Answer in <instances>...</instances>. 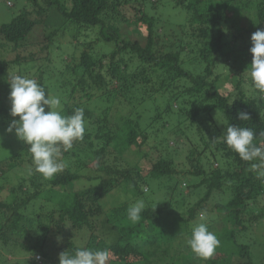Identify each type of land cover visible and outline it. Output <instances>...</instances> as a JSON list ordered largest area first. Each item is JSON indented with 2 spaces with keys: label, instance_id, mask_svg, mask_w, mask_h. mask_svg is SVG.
Masks as SVG:
<instances>
[{
  "label": "trees",
  "instance_id": "16d2710c",
  "mask_svg": "<svg viewBox=\"0 0 264 264\" xmlns=\"http://www.w3.org/2000/svg\"><path fill=\"white\" fill-rule=\"evenodd\" d=\"M27 1L12 20L0 24V130L8 128L14 119L10 115L11 102L5 101V94L2 95L3 86L11 77L9 69L36 58L34 53L26 56L21 52L28 47L35 48L38 44L42 50H47L46 55L54 51L59 36L64 34L71 41L64 42L65 46L60 41L56 46L59 48L62 44L57 62L63 64L49 69L59 70L64 80L61 114L71 115L76 108L84 110L88 126L85 124L83 141L88 145L80 149L74 141L72 149L61 157L63 171L52 179L43 183L30 178L31 185H39L40 189L26 198L9 201L0 197V239L5 243L12 239L18 244L24 239L23 220L33 202L35 206L41 203L36 219L41 227L35 231L41 242L26 245L24 249L30 254L39 252L42 264H59L62 252L74 254L81 247L108 250V264H264V256L258 257L254 249L262 242L261 237L254 236L253 244L247 240V231L257 224L264 225V179L257 178L250 170L255 161H243L230 149L225 150L227 160L217 167L201 161L210 148L222 154L220 151L226 147L213 141L223 133L213 114L215 110L224 113L227 125L251 128L257 134L264 130V94L254 88L246 71L252 62L251 36L258 29H264V0H169L173 9L180 10V15L188 16L182 27H189L191 36L197 40L196 50L187 53L163 46V49L158 48L156 17L142 10L139 11L142 16L133 22L147 26L146 42L132 39L113 22L115 17L110 13L120 8L121 0ZM7 5L12 6V1L8 0ZM229 10L248 14L249 25L241 27L239 35H234L231 28L226 31L217 25ZM40 20L43 22L39 23ZM36 25L43 26L39 43L19 46L29 40ZM94 27L99 28L98 34H94ZM93 35L97 37L94 41ZM228 36H232L233 41H228ZM13 46L18 47V51L14 59L8 60L6 55ZM97 46L101 50L96 52ZM77 50L80 51L78 56ZM49 60L52 59L49 57ZM65 71L70 72L68 77ZM18 72L21 75L20 68ZM42 82L41 74L39 84L43 86ZM227 82L232 83V88L226 93L222 88ZM5 87L8 90L4 92L10 94L9 82ZM238 111L247 112L251 119L240 120ZM178 113L184 121H176L171 128L174 137L164 139L169 141L165 145L163 129L170 126L171 115ZM183 123L187 125L184 129ZM187 129H192L193 133L188 134ZM175 137L180 140L178 146L190 149L182 160L178 159ZM262 142L264 137L254 140L257 146ZM28 147L22 144L5 160L6 165L0 163V195L5 190L10 194L17 191V186L11 185V175L16 167L32 164ZM144 147L158 150V156L151 158L148 168L138 163L130 165L125 155ZM149 152L150 149L144 153L146 158ZM231 155L236 165L230 167ZM186 160L190 164L188 170L183 167ZM188 176L196 178L193 185L188 182ZM83 179L89 184L76 188V182ZM149 179L167 181V189L174 198L168 204L175 202L176 207L186 202L175 196L181 183L186 182L192 190L200 191L201 197L187 206L183 215L174 209L165 211L161 206L149 204L137 223L128 219L127 202L106 212L103 200L109 193L123 187L128 197L144 195V185L149 184ZM17 181L21 188L22 179ZM180 190L186 198L182 187ZM217 193L228 194L227 200L216 201L212 206L210 202ZM47 208L51 209L46 211ZM205 210L215 222L221 221L220 228H213L215 224L207 225L220 240L214 255L207 260L196 257L186 244L191 235L189 224ZM102 214L107 215V222L112 226L106 233H98L96 219ZM36 220H31L33 227H37ZM64 223H71L75 229L68 233L71 239L75 232L88 233L87 244H76L72 239L58 255L48 253L42 234L54 226L64 227ZM113 229L117 238L110 239L107 235ZM35 260L32 264H37Z\"/></svg>",
  "mask_w": 264,
  "mask_h": 264
},
{
  "label": "rangeland",
  "instance_id": "374dc122",
  "mask_svg": "<svg viewBox=\"0 0 264 264\" xmlns=\"http://www.w3.org/2000/svg\"><path fill=\"white\" fill-rule=\"evenodd\" d=\"M7 1L8 0H0V24L6 23L12 20V18L16 14H18L21 11V9L25 8V6L28 3L27 0H11L13 5L8 6ZM122 1L124 0H121V2H119L120 8L114 11L111 10L110 13L113 15V17H115L114 18L115 21L113 22L119 24L121 28L123 29V31L129 34L132 39H137L142 43L146 42L147 26L142 22H138V23L133 22V20L136 17L138 18L140 17V15L142 16V13L141 12L139 13V11L142 10L147 15H153L156 17L155 21L157 25V36L155 37V39H156L158 48H162L163 46L164 49H173V50H178L180 52L183 51V53L196 50L197 40L191 36L190 28L182 27L184 26V22H187L188 16H185L186 14L184 13L183 15L182 14L180 15L179 14L181 13L180 10L173 9L171 7L172 4L169 3V0H141V1L129 0L127 1V3H122ZM157 5H159V9H157ZM164 5H167V6H164ZM174 5L175 4L173 3V6ZM229 16H231V18H229ZM249 20L250 19L246 12L242 10H231V11L229 10L227 14H225V17L223 19L222 18L219 19L217 25L223 27L226 31H228V29L231 28V30L234 32V35H237V34L239 35L240 33L239 31H241V27L245 28L247 25H249ZM54 21L56 22L55 19ZM41 22L43 21L40 20L39 23ZM55 22L54 24H56ZM44 29H45V26H44ZM66 31L69 32V30H66ZM93 31H94V34H98L99 28L94 27ZM42 33H43V26L36 25L32 31V34L30 35L29 40L22 41L18 45L21 46V45L26 44L25 47H27V44L34 45V42L39 43L38 40ZM96 38L97 37L96 36L94 37L93 35L91 39H93L94 41ZM59 39L60 40L57 41L56 44L54 42L50 46V51H52L53 45L55 44L54 45L55 52L54 51L49 52L47 55H46L47 50H42L41 46H38V44H37V47L35 48L28 47L27 50L21 51L26 56H29L32 53H34L36 54L35 55L36 58L34 59L33 57L35 56H32L33 60H30V62H22L20 64L12 66L11 69H9V72H10V76L19 75L18 71L20 68L21 70L20 76L27 77L29 79H35L38 83H39L40 75L42 74L43 82H44L43 87L46 90H48L52 96L58 97L61 101V104L57 109L60 111L62 109L61 107L62 101H63L62 86L64 85L63 84L64 80L62 81V79L60 78L61 75H60L59 70L52 71V69H49V67H56L58 65L63 64V63L58 64L57 62L59 55L62 53L60 50L62 47V44L59 48H56V46L60 45V43H58L60 41H62L63 45H64V42H66L65 44H69L71 39L69 36H66L64 34L62 36H59ZM227 39L228 41H233L232 36H228ZM74 41L79 42L80 40L74 39ZM17 48L18 47L13 46V48H11L8 54L6 55V59L8 60L14 59L18 51ZM98 50H101V49L97 46L96 52ZM99 52H102V51H99ZM79 54H80V51L77 50L76 56H78ZM49 57L52 60H49ZM42 72H45V74H43ZM69 75H70V72L65 71V77H68ZM8 82H10V79L9 81H7V84H4L3 89L1 86L2 95L3 93L5 94L4 99L7 102L10 101L9 93L8 91L7 93L4 92V90L5 91L8 90V88L5 87V86H8ZM231 88H232V83L227 82L224 88L222 89H223V92L227 93L231 90ZM142 108H140V110H142ZM49 110L50 109L46 107V112ZM147 114H148V110H147ZM213 114L215 116L217 124L224 132L225 128L227 127V121L224 116V113L220 110H215L213 111ZM178 115L179 113L171 115L170 126L168 128L163 129V140L164 139L171 140L174 137L173 133L171 132V128L175 124H177L176 121H179V120H181V122L184 121L183 116L180 115L182 117L180 118ZM85 124L86 126H88V122H86ZM181 127L184 129L187 127V125L183 123ZM0 131H1L0 133V136H1L0 137V163H2L3 165H6L7 163L5 162L7 161L5 160L8 159L9 156L17 152V150H19L22 147V144H24V142H22L21 140L17 138L14 131L12 133H9L7 131V128L5 127L2 128ZM187 132L188 134L193 133L192 129H187ZM175 138L174 140L178 141V144H177L178 146L180 143V140L177 139L178 137H175ZM168 142L169 141H165L164 142L166 143L165 145H168ZM76 144H78L77 146L81 147L80 149H84L85 146L88 145L87 143L83 141V139L78 140ZM170 145H173V144L170 143ZM139 149L136 148L135 150H130L125 156L129 160L130 165L138 163L141 167L148 168L150 166L151 158H155L156 156H158L159 152H157L158 150L156 151L155 149L149 148L150 149L149 156L146 158L144 156V153L146 152V150L148 151L149 149H147V147L146 148L144 147L142 149L139 148ZM219 149H222V148H219ZM226 149H228L227 146L225 147L224 150L220 151L222 153L220 154L219 152L214 151V147L213 149L210 148L209 150H207V153H205L203 157L201 158L202 163L210 162V165L212 167L213 166L217 167L218 164H223L227 160L225 158L228 155V154L226 155V151H225ZM189 150L190 149H186L184 146H178V148H176V151L178 153V159L182 160L185 157H187ZM223 154H225V156H223ZM74 155L79 156L77 155V153H75ZM74 155H72V158H76V156ZM143 157H145V159ZM230 157H232V159L229 160L230 162L228 166L231 167L233 166L232 164H235L236 162L232 161L234 160V157L232 155ZM183 167L185 170H188L190 168L189 162L187 161L183 165ZM14 171L15 173L11 175L12 176L11 185L12 186L16 185L17 191L14 192L13 194H10L8 193L7 190H5V191H2V194L0 195L1 198H6L9 201H12L16 197L26 198L35 189H40V187H38L39 185H36V186L31 185L30 178L36 181H39V182H43V183L45 181L50 180V179L46 180L39 173H36L34 171V165L30 163L24 164L23 168L20 166L16 167ZM85 173H88V171H86ZM17 179H22V182L24 185L21 186V188H20V185ZM187 180L190 184L193 185L196 181V178L193 176H188ZM174 181H176V179H174ZM148 182L149 184L144 185V190H145L144 195H139V196L130 195V197H128L123 187H119L118 189L109 193L103 200V203L106 206V212H109L111 207L116 206L118 204L127 202V204L130 206L134 204L137 200L142 199L145 203V207L148 206L149 204L154 203L153 205L161 206L164 208L165 211H167L168 209H174L179 212V215H183L184 211L186 210V207L193 204L201 197L200 191L192 190L191 187L189 188V186L186 185V182L181 183L183 193H185L187 197L183 198V195H181L180 193L181 187L179 188V190H177L179 192L177 191L175 192L176 193L175 196H177L181 202H183V200L186 199V202L185 204L180 203L179 204L180 207H176L175 202L173 204L171 203L168 204L169 201L173 202L174 198H172V193H170L169 190L167 189L168 183H166L167 181H165V179H161L160 181L156 179H149ZM88 184H89V181L87 179H83L82 181L76 182L75 187L80 188ZM227 196L228 194H218V193L215 194L214 200L210 202V205L213 206L216 203V201H220V200L223 202L226 201ZM40 205L41 203H37V205L35 206L32 202L29 204L28 209H26L27 215L24 217V220H23L24 228L26 231L25 233L26 236L24 237V239H21L19 241V244L15 243L12 239L8 243H5L2 239H0V264H32L33 259L34 258L36 259L37 255L40 254L39 252L30 254L28 253L27 250L24 249L26 245L29 246V245H33L34 243L41 242L40 237L35 236V231H37L41 227V225L38 223L39 221L36 220L41 210ZM49 209L51 208H47L45 210L47 211ZM31 220L37 221V227L36 226L33 227V225H31ZM196 220H194L193 222L189 224L190 232L192 231L193 225L201 222L199 218H196ZM214 220L215 219L211 215L207 214V221H206L207 225L215 224L213 228H220L221 221L217 220V222H215ZM96 221H98L97 222L98 233H102V232L106 233L112 227L110 223L107 222V215H103V214L98 215ZM212 221H214V223H212ZM102 223L105 224V227L101 226ZM63 225L64 227L59 228V227L54 226L48 232H45V233L42 232L43 233L42 235L45 236L44 244H46L45 248L48 253L58 255L59 251H63L68 247V242L71 241L72 239L75 241L76 244H81V245L87 244L88 233H84L83 231H81L80 233L75 232V236L71 239L70 236H68V233H70L71 231H74L75 229L72 227L71 223H68V224L64 223ZM252 229L247 231V234H248L247 240L253 244L254 236L259 235L261 237L262 242L260 241L261 243H258L254 247V249L258 257H263L264 256L263 255L264 254V225L257 224L256 227L253 230ZM114 233L115 231L113 229L112 233L110 235H107V237H109L110 239L111 238L113 239V237H115ZM22 243L25 244L24 247L22 246Z\"/></svg>",
  "mask_w": 264,
  "mask_h": 264
},
{
  "label": "clouds",
  "instance_id": "9594fccd",
  "mask_svg": "<svg viewBox=\"0 0 264 264\" xmlns=\"http://www.w3.org/2000/svg\"><path fill=\"white\" fill-rule=\"evenodd\" d=\"M251 42L252 62L246 71L254 88L264 94V29L254 32ZM9 84L10 115L14 119L7 131H14L17 138L29 146L27 149L32 156L34 171L46 180L52 179L64 169L61 160L63 153L72 149L74 141L84 137V110L76 108L73 114L62 115L57 110L61 104L60 99L52 96L35 79L14 75L10 77ZM46 107L50 109L47 112ZM237 115L242 121L251 119L245 111H238ZM260 137H264V130L257 134L251 128L229 124L213 141L226 145L243 161H255L251 163L250 170L257 178L264 179V142L260 146L254 143ZM144 208V201L137 200L127 209L128 219L132 223L139 222ZM198 215L201 222L193 225L186 244L196 257L207 260L214 255L220 240L208 229L206 210ZM109 258L110 252L106 249L81 247L74 254L62 252L59 264H108Z\"/></svg>",
  "mask_w": 264,
  "mask_h": 264
},
{
  "label": "built area",
  "instance_id": "2783aa9c",
  "mask_svg": "<svg viewBox=\"0 0 264 264\" xmlns=\"http://www.w3.org/2000/svg\"><path fill=\"white\" fill-rule=\"evenodd\" d=\"M36 262L38 263V264H42V256L41 255H37V257H36Z\"/></svg>",
  "mask_w": 264,
  "mask_h": 264
}]
</instances>
